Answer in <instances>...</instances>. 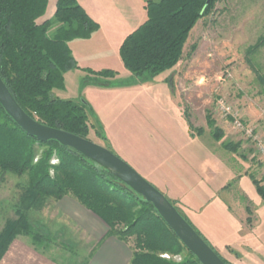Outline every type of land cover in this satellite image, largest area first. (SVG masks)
Listing matches in <instances>:
<instances>
[{"label":"trees","instance_id":"16d2710c","mask_svg":"<svg viewBox=\"0 0 264 264\" xmlns=\"http://www.w3.org/2000/svg\"><path fill=\"white\" fill-rule=\"evenodd\" d=\"M47 1L0 0V78L29 117L44 126L89 140L92 127L88 123L91 108L87 102L61 100L53 97L52 91L65 87L64 74L72 70L87 73L86 85L103 89L111 88L109 81L117 73L79 69L68 44L89 39L99 25L77 0H56L53 21L39 22ZM218 1H146V20L119 47V58L134 85L151 82L176 67L189 33ZM54 23L58 27L49 37L47 30ZM262 45L264 36L248 48V63L249 55ZM254 73L264 88V74L258 70ZM102 139L107 140L104 135ZM213 139L219 138L213 136ZM36 148H42L43 152L34 162ZM223 148L231 150L230 144ZM53 158L57 160L56 165L50 164ZM8 173L26 177L21 192L24 209L38 208L49 198H74L109 228V235L124 243L132 242L130 264H200L154 207L112 172L55 141L38 142L23 132L0 106V175ZM252 183L264 201L263 188L255 180ZM21 232H30L23 215L6 227L9 239ZM164 254L183 258L179 262L166 260L161 257Z\"/></svg>","mask_w":264,"mask_h":264},{"label":"rangeland","instance_id":"374dc122","mask_svg":"<svg viewBox=\"0 0 264 264\" xmlns=\"http://www.w3.org/2000/svg\"><path fill=\"white\" fill-rule=\"evenodd\" d=\"M79 1L95 16L102 12L101 19L107 21L108 18L111 19L113 12H125V21H130L128 26H123L125 34L146 20L141 6L148 0ZM55 7L56 0H48L39 22L53 21ZM57 27L54 23L47 30V36L51 37ZM263 36L264 0H219L210 14L200 19L191 30L179 64L166 78L170 83L174 105L170 98L165 97L164 88L162 94L159 91L152 92L155 83L143 87L134 85V80L122 67L118 53L113 49L112 57L106 60L109 64L95 67L117 73L109 81L110 89H117L116 91L86 85L89 80L87 73L75 70L66 75L65 87L61 90L54 89L52 96L76 103H90L88 123L92 129L89 140L103 147L106 145L121 160L125 159L123 161L132 169L136 162L142 170L144 166L148 167L149 163L143 156H152L158 147L162 149L164 145L173 147L185 144L180 121L175 118L184 116L193 136L201 137L194 145L212 144L220 147L226 154L237 156L239 172L246 173L264 190V160L256 154L250 142L233 128L230 118L225 117L216 106L217 99H223L264 141V88L254 73V70H258L264 74V45L249 55L250 63L246 61L248 48L257 44ZM219 77L222 80L218 81ZM103 135L106 142L102 139ZM213 136H218V141ZM226 144H230L231 150L223 148ZM42 152V148H36L34 162ZM50 164L56 165L57 160L53 158ZM5 175L17 178L24 186L26 184V177L9 173ZM249 186L248 198L264 225V202L254 187ZM167 199L182 214L177 203ZM211 234L218 238L221 236L216 232ZM130 244L132 245L131 241ZM208 246L219 253L211 244ZM161 257L176 262L183 258L167 254Z\"/></svg>","mask_w":264,"mask_h":264},{"label":"crops","instance_id":"0c3cea01","mask_svg":"<svg viewBox=\"0 0 264 264\" xmlns=\"http://www.w3.org/2000/svg\"><path fill=\"white\" fill-rule=\"evenodd\" d=\"M81 6L98 23L99 29L89 39L74 40L68 45L79 69L102 71L95 66L108 65L106 60L112 57V49L119 56L122 41L137 27L125 34L123 26L130 24L124 19L125 12H113L111 19L105 15L107 21L101 19L102 12L95 16ZM176 67L139 86L155 83L152 92L162 94L164 88L165 97L174 105L166 78ZM175 118L180 121L185 144L158 147L152 156H143L148 167L142 170L137 162L132 167L177 203L191 226L227 263L264 264V225L253 210L247 192L249 185L255 189L252 180L239 172L237 156L226 154L212 144L194 145L201 137L193 136L184 116ZM18 181L13 176L0 175V264H130L131 244L109 235V228L74 198H49L38 208L24 209L21 193L24 183ZM21 215L30 232L17 233L9 239L6 227ZM211 232L221 234L220 238Z\"/></svg>","mask_w":264,"mask_h":264},{"label":"water","instance_id":"95a60500","mask_svg":"<svg viewBox=\"0 0 264 264\" xmlns=\"http://www.w3.org/2000/svg\"><path fill=\"white\" fill-rule=\"evenodd\" d=\"M0 106L23 132L38 142L55 141L112 172L127 187L154 207L167 226L200 264H225L177 212L169 200L127 163L103 146L68 132L44 126L29 117L14 100L1 78Z\"/></svg>","mask_w":264,"mask_h":264},{"label":"built area","instance_id":"2783aa9c","mask_svg":"<svg viewBox=\"0 0 264 264\" xmlns=\"http://www.w3.org/2000/svg\"><path fill=\"white\" fill-rule=\"evenodd\" d=\"M222 80V77L218 78V81ZM217 109L225 116L230 118L233 128L241 133L255 149L256 154L264 160V141L261 137L249 126H247L235 112L232 107L227 104L223 99H217Z\"/></svg>","mask_w":264,"mask_h":264}]
</instances>
